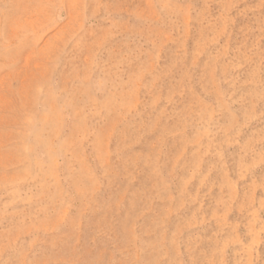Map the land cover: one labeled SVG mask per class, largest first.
Instances as JSON below:
<instances>
[{
    "label": "rangeland",
    "instance_id": "rangeland-1",
    "mask_svg": "<svg viewBox=\"0 0 264 264\" xmlns=\"http://www.w3.org/2000/svg\"><path fill=\"white\" fill-rule=\"evenodd\" d=\"M0 264H264V0H0Z\"/></svg>",
    "mask_w": 264,
    "mask_h": 264
}]
</instances>
